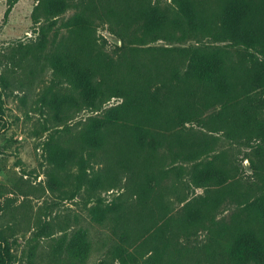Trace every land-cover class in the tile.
Masks as SVG:
<instances>
[{
    "label": "trees",
    "instance_id": "obj_1",
    "mask_svg": "<svg viewBox=\"0 0 264 264\" xmlns=\"http://www.w3.org/2000/svg\"><path fill=\"white\" fill-rule=\"evenodd\" d=\"M18 1L9 0L4 22ZM97 4L108 32L123 43L129 37L143 46L196 40L189 46L135 49L119 61L103 52L93 27L70 21L67 36L48 55L52 72L68 87V92L51 88L42 96L54 119L70 120L72 110L97 113L69 138H51L48 148L53 177L77 169L78 188L96 203L95 220L110 222L118 238L99 264H264V173H257L261 193L246 200L240 181H229L222 155L200 161L191 185L204 194L179 193L182 206L175 215L165 204L175 188L163 186L173 176L181 179L182 164L209 154L210 145L195 139L187 125L242 141L264 163V0H217L210 12L203 0ZM65 13L61 0H37L32 20L47 24L40 32L41 49ZM136 27H142L139 37ZM206 39L210 45L202 43ZM227 47L239 55L235 58ZM113 99L121 102L104 111ZM214 108L219 110L208 115ZM3 114L0 98V121ZM112 190L125 193L103 206L100 192ZM130 198L136 200L135 209L129 208ZM227 201L237 202L240 210L225 225L215 214ZM199 230L208 234L209 251L191 262L194 258L183 254L176 239ZM91 246L88 231L80 230L67 253L84 263ZM11 261L8 241L0 233V264Z\"/></svg>",
    "mask_w": 264,
    "mask_h": 264
},
{
    "label": "rangeland",
    "instance_id": "obj_2",
    "mask_svg": "<svg viewBox=\"0 0 264 264\" xmlns=\"http://www.w3.org/2000/svg\"><path fill=\"white\" fill-rule=\"evenodd\" d=\"M61 1L66 5V13L47 33L44 49H41L40 32L47 24L43 20L39 23L32 20L37 0H19L7 22H4V14L9 0H0V98L4 111L0 121V233L11 250L10 264H99L118 243L110 222L101 225L95 220L92 210L96 203L84 189L78 188V170L52 175L54 163L49 153V140L59 136L64 138L65 134L66 139L69 138V133H77L88 118L97 115L90 110H72L70 120H55L54 112L42 101L44 93L51 88L55 92H68L67 85L54 75L48 61V55L67 36L66 24L72 21L79 26L93 27L101 38L103 52L119 61L129 58L135 49L196 44V40H188L182 45L160 41L143 46L132 37L123 43L108 32L97 0ZM203 1L209 12L216 8L217 0ZM164 2L170 4L171 0ZM141 30L142 27L134 28V36L139 37ZM202 43L211 44L207 39ZM227 48L235 58L239 55L238 49ZM120 102L113 99L103 110ZM218 110L211 109L207 114ZM186 130L195 139L208 143L210 151L202 160L182 164L181 179L175 180L173 176L163 182V186L175 188L165 200L171 215L182 206L177 200L181 193L189 197L204 194L203 189L191 185V177L200 161L208 162L216 155L227 160L224 167L228 179L240 181L238 189L246 194L244 199L250 200L261 193L262 179L257 173H264V163L253 154L251 147L196 125H187ZM160 154L165 155L166 151L162 150ZM100 193L103 206H107L125 191ZM129 208H136L134 198H130ZM239 210L237 202L227 201L216 212L215 218L228 225ZM80 230L88 231L92 245L84 263L71 260L67 253L69 242ZM176 242L188 259L194 258L191 262L208 255L209 237L204 230L183 236Z\"/></svg>",
    "mask_w": 264,
    "mask_h": 264
}]
</instances>
